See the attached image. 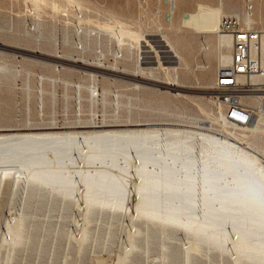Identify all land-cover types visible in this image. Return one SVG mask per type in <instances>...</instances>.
<instances>
[{
	"label": "bare ground",
	"instance_id": "6f19581e",
	"mask_svg": "<svg viewBox=\"0 0 264 264\" xmlns=\"http://www.w3.org/2000/svg\"><path fill=\"white\" fill-rule=\"evenodd\" d=\"M248 1L243 15L220 10L212 44L218 69L232 58V40L220 32L222 19L234 15L255 29ZM170 5L173 10V0ZM163 40L176 58L164 67L169 80L143 65L140 54L132 76L117 74L127 69L117 61L83 62L59 54L47 60L93 77L99 71L128 79L138 88L177 87L182 94L178 69L184 55L170 38ZM261 58L264 66V51ZM5 69L0 63V72ZM96 93L89 89L92 98ZM252 102L264 115V101ZM217 104L222 108L218 131L203 120L193 126L139 123L133 129L92 120L41 130L0 128V204L15 213L20 204L18 215L5 222L11 225L9 236H3L5 213L0 214V264H95L111 257L116 263L147 264L146 256L162 245L165 264H205L207 256L229 264H264V163L252 148L220 138L235 140L256 127L227 119L225 106ZM149 125L177 127H144ZM187 126L209 134L191 138Z\"/></svg>",
	"mask_w": 264,
	"mask_h": 264
},
{
	"label": "rangeland",
	"instance_id": "374dc122",
	"mask_svg": "<svg viewBox=\"0 0 264 264\" xmlns=\"http://www.w3.org/2000/svg\"><path fill=\"white\" fill-rule=\"evenodd\" d=\"M173 2L175 8L171 10L170 0H0V63L6 65L0 72V128L41 130L92 120L109 128L133 129L141 127L136 126L139 123L193 126L203 120L218 131L221 125L217 118L222 108L214 96L218 64L212 44L218 36V14L213 7L222 2L223 13L243 15L249 1ZM252 2L257 18L253 28L262 29L264 0ZM201 9L203 14L197 15ZM200 17L204 20L194 19ZM165 36L176 43L185 58L178 69L183 81V86L178 87L182 94L176 93L177 87L138 88L128 79H110L99 71L93 77L47 60L52 54H59L83 62L117 61L127 68L117 74L132 76L140 54L143 65L154 66L160 79L169 80V71L164 67L176 58L165 46ZM205 71L207 79L202 80ZM92 87L97 90L94 98L89 95ZM261 116L264 115L257 116L251 124L256 129L247 131L246 136L233 137L235 140L220 138L252 148L264 163V117ZM154 126L177 127H144ZM186 129L191 138L209 134L188 126ZM160 131L154 132L161 134ZM16 208L15 213V209L0 204V214L5 213L3 236L11 235V225L5 222L18 215L20 204ZM161 247L155 255L146 256L147 264H165ZM1 258L0 253V262ZM108 260L105 263L101 259L95 264H132L116 263L112 257ZM206 260L205 264H229L208 256ZM6 263L9 264L7 261L3 264Z\"/></svg>",
	"mask_w": 264,
	"mask_h": 264
},
{
	"label": "built area",
	"instance_id": "2783aa9c",
	"mask_svg": "<svg viewBox=\"0 0 264 264\" xmlns=\"http://www.w3.org/2000/svg\"><path fill=\"white\" fill-rule=\"evenodd\" d=\"M220 32L232 40V58L215 75L214 96L225 106V117L231 121L251 124L261 113L264 101V30L242 25L234 15L225 16Z\"/></svg>",
	"mask_w": 264,
	"mask_h": 264
},
{
	"label": "crops",
	"instance_id": "0c3cea01",
	"mask_svg": "<svg viewBox=\"0 0 264 264\" xmlns=\"http://www.w3.org/2000/svg\"><path fill=\"white\" fill-rule=\"evenodd\" d=\"M222 9H223V7L221 8V4H220V3H219V5L213 7V11H214L216 14H218V17H219L220 10L223 11ZM202 14H203V9H201V10H200V13L197 14V15H202ZM194 19H195V20H204V19H202L201 17H200V18H194Z\"/></svg>",
	"mask_w": 264,
	"mask_h": 264
}]
</instances>
